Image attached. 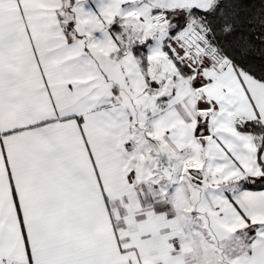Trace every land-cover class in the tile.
<instances>
[{
	"label": "snow or ice",
	"instance_id": "snow-or-ice-1",
	"mask_svg": "<svg viewBox=\"0 0 264 264\" xmlns=\"http://www.w3.org/2000/svg\"><path fill=\"white\" fill-rule=\"evenodd\" d=\"M0 264H264V0H0Z\"/></svg>",
	"mask_w": 264,
	"mask_h": 264
}]
</instances>
